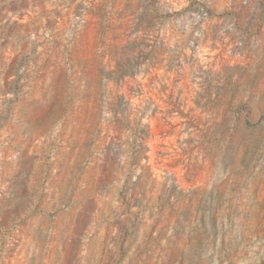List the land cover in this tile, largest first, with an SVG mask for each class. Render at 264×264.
Wrapping results in <instances>:
<instances>
[{
  "label": "rangeland",
  "instance_id": "obj_1",
  "mask_svg": "<svg viewBox=\"0 0 264 264\" xmlns=\"http://www.w3.org/2000/svg\"><path fill=\"white\" fill-rule=\"evenodd\" d=\"M0 264H264V0H0Z\"/></svg>",
  "mask_w": 264,
  "mask_h": 264
}]
</instances>
